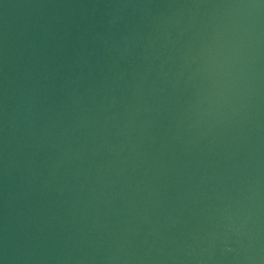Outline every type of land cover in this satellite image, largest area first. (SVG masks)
<instances>
[{"label": "water", "instance_id": "obj_1", "mask_svg": "<svg viewBox=\"0 0 264 264\" xmlns=\"http://www.w3.org/2000/svg\"><path fill=\"white\" fill-rule=\"evenodd\" d=\"M0 264H264V0H0Z\"/></svg>", "mask_w": 264, "mask_h": 264}]
</instances>
